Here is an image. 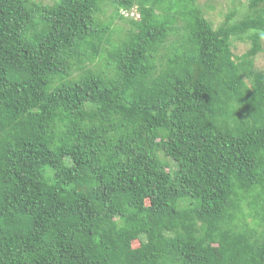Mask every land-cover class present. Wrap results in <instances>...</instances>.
I'll list each match as a JSON object with an SVG mask.
<instances>
[{"label":"trees","instance_id":"obj_1","mask_svg":"<svg viewBox=\"0 0 264 264\" xmlns=\"http://www.w3.org/2000/svg\"><path fill=\"white\" fill-rule=\"evenodd\" d=\"M102 1L55 0L33 24L25 0H0V264H264V207L242 234L229 217L264 193V0L216 29L198 0H105L139 19L91 71L110 42ZM172 9L184 32L163 48ZM235 42L250 46L234 58ZM121 123L134 129L123 159L95 162Z\"/></svg>","mask_w":264,"mask_h":264},{"label":"rangeland","instance_id":"obj_2","mask_svg":"<svg viewBox=\"0 0 264 264\" xmlns=\"http://www.w3.org/2000/svg\"><path fill=\"white\" fill-rule=\"evenodd\" d=\"M26 4L29 6V8L34 9L32 22L33 24L39 23V10H41L44 6H52L55 0H25ZM249 0H198V5L200 7L201 13L203 17L212 25L214 29H216L218 26L222 24L225 17L232 12H234L235 8L237 6H247ZM38 11H37V9ZM135 14V15H134ZM138 15V11L136 9V6H134L130 11H115L112 7L108 5V3L104 0L100 3V9L99 12L96 14V21L100 24H109V28H111V34L109 36V43L106 44V49L104 52L98 56L96 59L92 61V63H85L83 66H88L89 70H94V68H103V64L105 63L106 55L108 52V48H111V45H118L122 41L127 40L130 34L132 33V27L130 24V20H134ZM167 18L170 21V27H169V34L167 36L166 42L164 45H162L163 48L167 47L170 42L176 40L180 37V35L184 32V29L182 27V21L179 16V12L176 9H172L167 14ZM237 18V16H236ZM30 33L25 31L24 36H29ZM249 42H235L232 47V53L234 58L239 57L243 55L248 49H249ZM160 53V52H159ZM162 56L164 59V54L160 53H152L149 56L150 63L155 66H163L164 61L160 57ZM164 55V56H163ZM254 67L258 70H264V42L262 45V51L256 55L254 58ZM83 74L80 70H70L66 75L64 76L67 80H74L79 77V75ZM90 108V106H89ZM96 119H99V115L95 114ZM103 132L106 130L103 129ZM134 129L132 127L126 126L125 124H119L115 126V130L112 133H109L107 137L106 134L100 136L96 141L102 151L97 155V157L94 158L95 162H98L102 165H109L110 166L114 163H117V159L121 160L123 159L122 153H124V149H122V142H125L124 146H129L130 142L132 141V135H133ZM111 136V137H110ZM114 137L119 138L116 142H111V138ZM158 142V141H157ZM116 143H120L121 147H118ZM158 145H161L158 143ZM126 148V147H125ZM160 151L158 153L160 154ZM162 155V154H161ZM161 155H158V157ZM159 157V158H160ZM164 158H160V161L164 163L162 160ZM166 160V158H165ZM261 179L263 180V175L261 174ZM77 192L81 195H86V188L85 187H77ZM231 190L233 191V194H235L238 197H241L243 192L238 188V185L236 183L232 184ZM261 198V199H259ZM259 199V200H258ZM258 200V201H257ZM236 205L238 207L235 209V211H232L231 214H229V217L231 216L234 223L237 225H241L242 221L245 223H248L249 226L244 227H238L235 231H240V234H242L243 231H249L253 229H249L252 224L256 223V220L253 219V210L256 208L264 207V193L260 191V189H255L248 194L245 193L244 199L239 200L236 202ZM179 206H176V209L180 211L178 208ZM228 217V218H229ZM165 219V218H164ZM168 220H170V216H167L165 221L168 223ZM195 218L194 222H196L195 226L192 228V232L195 234V236L200 235L201 236V220H197ZM216 231L220 232V228L217 227L215 224ZM97 229V228H96ZM95 229V230H96ZM95 230L93 231V235L97 234V230L95 233ZM256 231L260 230V226L257 225L255 227ZM168 232H162L160 235H167ZM216 236L215 234L213 236H210L208 241L213 242L215 240ZM231 241H229L226 246L229 247L231 245ZM138 245L137 242L133 243V247H136ZM213 251L215 252V259L219 260L221 258V255L216 251V245L213 246Z\"/></svg>","mask_w":264,"mask_h":264},{"label":"clouds","instance_id":"obj_3","mask_svg":"<svg viewBox=\"0 0 264 264\" xmlns=\"http://www.w3.org/2000/svg\"><path fill=\"white\" fill-rule=\"evenodd\" d=\"M125 12H128V11H125ZM135 15V14H134ZM139 19V14L137 15L136 18H134L135 21H137Z\"/></svg>","mask_w":264,"mask_h":264}]
</instances>
